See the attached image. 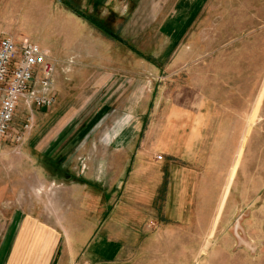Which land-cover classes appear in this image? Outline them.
<instances>
[{"label": "rangeland", "instance_id": "rangeland-1", "mask_svg": "<svg viewBox=\"0 0 264 264\" xmlns=\"http://www.w3.org/2000/svg\"><path fill=\"white\" fill-rule=\"evenodd\" d=\"M6 36L58 67L0 143V264H264V0H1Z\"/></svg>", "mask_w": 264, "mask_h": 264}, {"label": "built area", "instance_id": "built-area-1", "mask_svg": "<svg viewBox=\"0 0 264 264\" xmlns=\"http://www.w3.org/2000/svg\"><path fill=\"white\" fill-rule=\"evenodd\" d=\"M57 67L55 56L36 43L18 44L8 36L0 39V143L8 136L11 142L20 143L30 128L31 116H27L20 132L11 134L18 104L31 110L55 103Z\"/></svg>", "mask_w": 264, "mask_h": 264}, {"label": "crops", "instance_id": "crops-1", "mask_svg": "<svg viewBox=\"0 0 264 264\" xmlns=\"http://www.w3.org/2000/svg\"><path fill=\"white\" fill-rule=\"evenodd\" d=\"M192 170H193V168H186L185 170H181L182 171L181 172V171H174L171 168H168V171H170V177H172V178H170V181L173 182V181H177L179 179L180 186H188V183H189L190 179L192 178V174H191ZM183 199L184 198L178 199V202L180 201V206L178 207L179 213L176 217H179V218L184 217L183 214H180L183 212L182 205H181Z\"/></svg>", "mask_w": 264, "mask_h": 264}]
</instances>
